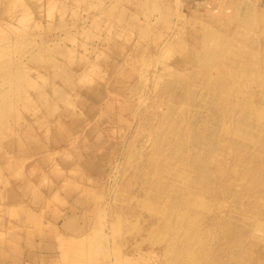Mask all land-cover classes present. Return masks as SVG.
I'll return each instance as SVG.
<instances>
[{
	"label": "rangeland",
	"instance_id": "1",
	"mask_svg": "<svg viewBox=\"0 0 264 264\" xmlns=\"http://www.w3.org/2000/svg\"><path fill=\"white\" fill-rule=\"evenodd\" d=\"M0 264H264V0H0Z\"/></svg>",
	"mask_w": 264,
	"mask_h": 264
},
{
	"label": "bare ground",
	"instance_id": "2",
	"mask_svg": "<svg viewBox=\"0 0 264 264\" xmlns=\"http://www.w3.org/2000/svg\"><path fill=\"white\" fill-rule=\"evenodd\" d=\"M171 107V106H170Z\"/></svg>",
	"mask_w": 264,
	"mask_h": 264
}]
</instances>
